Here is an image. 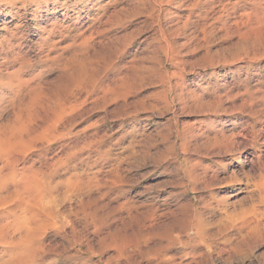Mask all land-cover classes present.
Listing matches in <instances>:
<instances>
[{
  "label": "rangeland",
  "instance_id": "rangeland-1",
  "mask_svg": "<svg viewBox=\"0 0 264 264\" xmlns=\"http://www.w3.org/2000/svg\"><path fill=\"white\" fill-rule=\"evenodd\" d=\"M196 2L0 0V264H264V0Z\"/></svg>",
  "mask_w": 264,
  "mask_h": 264
},
{
  "label": "bare ground",
  "instance_id": "bare-ground-1",
  "mask_svg": "<svg viewBox=\"0 0 264 264\" xmlns=\"http://www.w3.org/2000/svg\"><path fill=\"white\" fill-rule=\"evenodd\" d=\"M50 0H48V2H49ZM172 1H176V0H172ZM180 2L181 1H183V0H179ZM202 3H201V0H197V2L195 3V4H193L192 6H191V11H192V13L195 11V10H197L199 7H200V5H201ZM0 163H2V167L0 168V181L4 178V177H7L8 175H12V172H13V166H14V161L11 163L10 161H1ZM3 169H5L6 171L8 170V172L7 173H4L3 174ZM2 190H3V192H7V190H8V188H6V186L4 187V185H0V207H3L5 204H7L8 203V200H12L13 198L15 199V200H17V202H16V208L17 209H19L20 211H22L21 212V214L19 215V216H17V218L15 219V220H13L12 222H9L8 224H10L8 227H7V234L9 235V233H10V231L11 230H13V227L14 226H16L18 223H21V222H24L25 221V219H26V215H27V213L26 212H28V208L29 207H36V206H38L39 204H40V202H41V199H42V195H33L32 196V194H31V191H30V189H29V191L26 193L27 195H28V197H26V198H22V195H21V192H19V191H17V190H15L14 192H12V193H8L7 194V196L8 195H12V199H7L5 196H1V192H2ZM36 190L37 191H41V192H43V193H45V188L44 187H37L36 186ZM258 190V189H257ZM264 190V189H263ZM33 193V192H32ZM15 205V203L14 204H12L11 206H14ZM10 206V207H11ZM15 213V212H14ZM13 213V214H14ZM9 219V218H8ZM96 220V219H95ZM105 220H107V219H105ZM149 221V218H148V216H145L144 217V222H146V221ZM155 220V219H154ZM159 220V219H158ZM191 219H190V217L187 215V214H185V212L184 211H181V213H180V216L179 217H173L171 220H170V222L168 223V225L167 226H165V227H163V233H162V235L164 236V237H169V236H171V231L174 229V228H177L178 230H182V229H185L186 227H187V225L190 223L189 221H190ZM193 222V221H192ZM157 223V222H156ZM8 224H6V225H8ZM102 224V223H101ZM144 224V223H143ZM146 225H147V223H145ZM20 225V224H19ZM151 226V225H150ZM189 226H190V224H189ZM191 227V226H190ZM2 228H4V225H0V230L2 229ZM155 228V227H154ZM239 228H241V227H239ZM156 230V229H155ZM14 231V230H13ZM128 233V232H127ZM131 233V232H130ZM134 233V232H133ZM198 234H200V232L198 231L197 232ZM129 234V233H128ZM138 234V233H137ZM136 234V235H137ZM264 234V233H263ZM257 236H256V238L258 239H256L257 241H259L263 236H261V232L260 231H258V227H257V234H256ZM130 236V235H129ZM137 237V238H136ZM139 235H137V236H135V242H138V240H140L139 238ZM170 238V237H169ZM6 239V238H5ZM19 239V238H18ZM121 239V238H120ZM123 239V238H122ZM154 239V238H153ZM262 239H264V238H262ZM21 240V239H20ZM117 240V239H116ZM155 240V239H154ZM124 241V240H123ZM169 241V240H168ZM5 242H7V241H5ZM172 242V241H171ZM119 243V242H118ZM168 244V243H167ZM122 245V244H121ZM172 245V244H171ZM254 245V244H253ZM260 245V244H259ZM162 246V245H161ZM140 247V246H139ZM158 247V246H157ZM120 249V248H119ZM126 249V248H125ZM144 250V249H143ZM136 251V250H135ZM146 251V250H145ZM114 253H115V251H114ZM148 253V252H147ZM156 253V252H155ZM127 254V253H126ZM119 255H121L122 256V251H120L119 250ZM124 256V255H123ZM136 256V255H135ZM156 256V255H155ZM24 257V256H23Z\"/></svg>",
  "mask_w": 264,
  "mask_h": 264
}]
</instances>
